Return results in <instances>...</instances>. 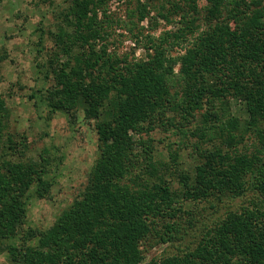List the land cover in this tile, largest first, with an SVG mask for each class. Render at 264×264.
<instances>
[{"label": "trees", "instance_id": "16d2710c", "mask_svg": "<svg viewBox=\"0 0 264 264\" xmlns=\"http://www.w3.org/2000/svg\"><path fill=\"white\" fill-rule=\"evenodd\" d=\"M107 1L67 0L49 50L39 34L36 67L53 80L42 104L71 122L82 110L97 137L86 184L46 229L22 227L58 158L23 157L0 95V251L11 264H264V0H126L122 18ZM153 10L179 26L144 33ZM113 25L145 39L144 57L110 49ZM160 128L178 138L159 149ZM199 208L214 214L194 229ZM187 228L198 234L176 246ZM159 243L174 248L147 259Z\"/></svg>", "mask_w": 264, "mask_h": 264}, {"label": "rangeland", "instance_id": "374dc122", "mask_svg": "<svg viewBox=\"0 0 264 264\" xmlns=\"http://www.w3.org/2000/svg\"><path fill=\"white\" fill-rule=\"evenodd\" d=\"M66 1L0 0V95L5 98L9 110L8 132L13 138L24 137L23 141L27 146L24 158L27 156L37 159L39 152L44 148L48 149L49 157L51 155L58 158L46 174V177L53 182L49 192L44 197L30 195L27 200L23 230L27 227L46 229L52 225L61 211L72 202L86 184L88 171L97 157L94 120L86 119L79 109L77 119L71 122L63 111L50 114L40 100V92L50 86L53 80L44 79L36 67V61L44 60L42 56L38 58L36 52L40 47L39 34H42L45 50L53 48L54 42L50 32L55 30V16ZM126 3V0H108L106 5L112 15L122 18L125 15ZM150 16L155 17L157 25L155 28L151 27L148 19L145 18L141 22L144 33L159 36L164 31L179 26L177 15L172 17L170 23L157 16L155 10L151 11ZM144 41L145 39L142 38L138 45L132 35L122 27L113 25L111 28L110 49L120 54L127 52L133 54L135 58L144 57L142 46ZM178 52H182L178 47L172 51L173 54ZM31 93H34L33 97L30 96ZM231 102L233 111L245 115L243 109H239L240 105L237 101ZM162 128L152 133L159 141L156 143L159 149L167 141L178 138L171 131H162ZM189 152L190 149L186 148L181 155L185 165H191L194 161V154ZM174 187H178L177 182H174ZM241 201L242 198H236L231 204L236 205ZM226 204L225 206L222 204L223 206L219 208V214L224 211ZM212 211L199 208L192 219L196 224L192 228L196 229L201 221L208 222L214 214L211 213ZM187 229L188 232L183 235V240L177 241L176 246L182 247L188 244L193 236L198 234V230ZM17 243H19L17 235L2 240L3 246ZM173 248V244H155L146 253V258L168 253ZM0 264H11L5 249L0 251Z\"/></svg>", "mask_w": 264, "mask_h": 264}]
</instances>
